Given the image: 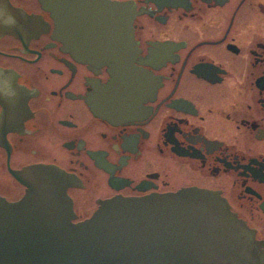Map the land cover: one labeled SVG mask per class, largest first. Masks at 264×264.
Here are the masks:
<instances>
[{
    "label": "flooded vegetation",
    "instance_id": "flooded-vegetation-1",
    "mask_svg": "<svg viewBox=\"0 0 264 264\" xmlns=\"http://www.w3.org/2000/svg\"><path fill=\"white\" fill-rule=\"evenodd\" d=\"M105 1L65 38L45 0H0V196L41 165L70 176L74 222L210 190L264 253V0Z\"/></svg>",
    "mask_w": 264,
    "mask_h": 264
},
{
    "label": "water",
    "instance_id": "water-1",
    "mask_svg": "<svg viewBox=\"0 0 264 264\" xmlns=\"http://www.w3.org/2000/svg\"><path fill=\"white\" fill-rule=\"evenodd\" d=\"M45 1L65 38L74 17L115 10L105 0ZM29 172L37 181L20 199L0 196V264H264L262 242L216 192L113 196L74 222L70 176L53 165Z\"/></svg>",
    "mask_w": 264,
    "mask_h": 264
}]
</instances>
